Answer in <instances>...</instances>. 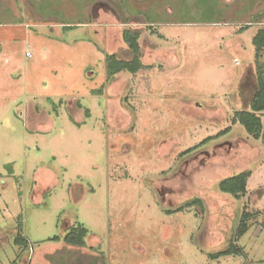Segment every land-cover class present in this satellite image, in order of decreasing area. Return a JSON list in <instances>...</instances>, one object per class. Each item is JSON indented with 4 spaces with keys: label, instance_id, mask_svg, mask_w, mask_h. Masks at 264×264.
<instances>
[{
    "label": "rangeland",
    "instance_id": "obj_1",
    "mask_svg": "<svg viewBox=\"0 0 264 264\" xmlns=\"http://www.w3.org/2000/svg\"><path fill=\"white\" fill-rule=\"evenodd\" d=\"M261 27L264 0H0V264H264V112L232 123ZM127 28L150 67L108 80Z\"/></svg>",
    "mask_w": 264,
    "mask_h": 264
},
{
    "label": "trees",
    "instance_id": "obj_2",
    "mask_svg": "<svg viewBox=\"0 0 264 264\" xmlns=\"http://www.w3.org/2000/svg\"><path fill=\"white\" fill-rule=\"evenodd\" d=\"M257 22H262L258 20ZM248 25L240 28V31L247 29ZM139 32H136L130 28L123 30L122 40L126 45L128 53L131 55L129 59L118 58L114 53L107 55V79H111L114 75L121 71H127L129 73L135 74L140 70L149 69V65H145L141 60V48L138 42ZM252 45L254 46V57L256 64V73L253 84V94L249 101V107L246 110L235 111L232 123L241 124L245 130L258 138L262 131V121L260 114L264 112V72L262 69V64L259 61L263 50H264V27L257 29L256 33L252 37ZM230 127L220 132L218 135L227 133ZM216 136L209 137L204 141L210 140ZM250 176V171H241L234 175L223 178L218 183L219 191L232 195L233 197L240 198L246 192L247 179ZM193 202V201H192ZM188 203L187 205L191 204ZM196 203H201V200L196 198L194 201ZM182 208L175 209L174 211H179ZM251 214L245 210H242L239 223L234 237L231 239V243L223 252L217 253L215 255L211 254V258H217L221 255H230L233 253L241 254L242 250L237 246L236 241L241 238L248 229L247 219ZM86 236V230L80 225L77 227H70L69 231L64 237V241L72 246L80 247L84 245V237ZM58 236H53L49 240H58ZM16 245L26 246L28 245L27 239L18 233L15 239Z\"/></svg>",
    "mask_w": 264,
    "mask_h": 264
}]
</instances>
